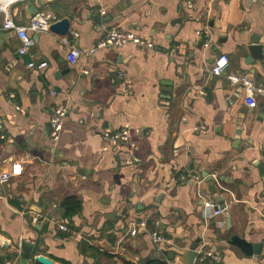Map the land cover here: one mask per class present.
<instances>
[{
	"label": "crops",
	"instance_id": "obj_1",
	"mask_svg": "<svg viewBox=\"0 0 264 264\" xmlns=\"http://www.w3.org/2000/svg\"><path fill=\"white\" fill-rule=\"evenodd\" d=\"M10 12L23 27L42 15L49 25L67 18L65 38L81 51L118 28L158 52L99 50L71 65L63 38L28 31L34 45L21 55L22 40L2 30L0 14V174L15 161L24 168L2 186L0 264H19L22 244L57 264H182L197 241L196 250L221 255H198L200 264H264V99L250 109L226 74L206 70L226 54L229 73L264 87V62L248 52L251 41L264 46L263 0H29ZM206 27L213 34L207 50L197 34ZM43 62V70L29 67ZM58 103L68 114L54 143L50 110ZM197 126L204 132H194ZM124 127L128 143L103 140L105 129ZM183 172L218 175L219 182H177ZM208 195L226 205L222 216L204 208ZM71 196L81 209L66 216L60 207ZM141 217L149 229L128 236V221ZM152 230L169 241L160 251ZM232 235L262 244L260 254L230 245Z\"/></svg>",
	"mask_w": 264,
	"mask_h": 264
},
{
	"label": "built area",
	"instance_id": "obj_2",
	"mask_svg": "<svg viewBox=\"0 0 264 264\" xmlns=\"http://www.w3.org/2000/svg\"><path fill=\"white\" fill-rule=\"evenodd\" d=\"M29 0H0V14L3 16L2 30L3 31H14L22 40V48L20 50L21 55H24L28 50L34 45V41L28 36V31L34 32H48L49 31V21L48 17L42 15L38 18L32 20L28 27H23L18 25L13 19V15L10 12V6L17 2H26ZM101 13L104 15L105 11L102 10ZM197 34L205 36L206 40L204 42V48L210 49L212 45V31L209 27L204 30L198 31ZM74 38L78 37V33H75ZM66 45H69V52L67 54V60L71 65L77 64L81 56H90L99 50H121L126 46H134L139 49H146L153 52H158L155 45L141 38L139 35L133 33L132 31L120 30L118 28H113L108 31L107 35L102 38L99 43L92 49L88 51H81L76 46L73 45L68 39L63 38ZM48 66L47 63L43 62L37 65L36 63H31L30 68H38L40 70L45 69ZM230 59L226 54L220 55L213 64L206 68L207 72L214 77L224 76L226 73V78L232 86H239L244 92V103L250 109H255L257 107V98L261 97L264 99V87L257 86L250 76L245 74H234L229 73ZM86 73V71H85ZM120 78L124 77L122 72L118 73ZM53 96L57 95L56 91H52ZM68 114V108L62 103L55 104L50 110V123H49V135L54 143H58L61 139L62 130L64 127L65 119ZM3 130V126L0 125V133ZM204 127L197 126L193 128L196 133L204 132ZM1 135V134H0ZM103 140L109 145H121L129 142L130 131L129 127H124L119 130L115 129H105L102 132ZM3 137V135H1ZM24 168L20 161H15L12 163L11 169L0 174V194L2 191V186L9 183L11 180L19 178L22 176ZM211 179L219 182L218 175H211ZM206 177L199 174H191L188 172H183L180 174L177 182L186 183L188 181L195 185H201L205 182ZM204 208L208 211H212L213 217L222 216L225 209H221L217 202L210 196L203 202ZM149 220L147 217H141L140 219H133L128 221L127 225V235L130 237H137L141 231L149 229ZM60 229L64 232H71L75 234L68 226L62 225ZM151 237L154 243L161 250V246L167 244L169 241L166 236L157 230L151 231ZM198 255L203 256L206 259L213 261H221L220 253L214 252L211 249L205 247H200L196 250Z\"/></svg>",
	"mask_w": 264,
	"mask_h": 264
},
{
	"label": "water",
	"instance_id": "obj_3",
	"mask_svg": "<svg viewBox=\"0 0 264 264\" xmlns=\"http://www.w3.org/2000/svg\"><path fill=\"white\" fill-rule=\"evenodd\" d=\"M264 1V0H263ZM178 22H181V20H178ZM49 31L61 38L68 37L70 35L71 31V23L67 18L61 19L57 22H54L53 24L50 25ZM248 52L250 54V59L251 60H259L264 62V46L259 45V41H251V45L248 47ZM69 73V71H67ZM227 75V73H226ZM166 88L162 89L165 92H172V85L171 83H164L163 84ZM170 87V88H168ZM241 90V88H240ZM262 173L264 174V170L262 169ZM203 177H206V181H211V177L208 176L207 172L203 173ZM215 192V190H213ZM221 209H225L226 205L224 203H221L220 206ZM230 227V226H229ZM230 245L236 246L240 249L243 250V252L247 255H259L261 252V249L263 247L262 244L258 245H251L244 239H241L235 235H232V237L229 239L228 242ZM199 242L197 241L194 243L191 248L181 256L180 262L182 264H200L201 260L198 259V253L196 251L198 247ZM21 248L24 251V255L20 261L19 264H57L55 261L52 259L43 256V255H38V256H33L34 251L33 247L30 244H22ZM170 258H173L174 254L169 255Z\"/></svg>",
	"mask_w": 264,
	"mask_h": 264
},
{
	"label": "trees",
	"instance_id": "obj_4",
	"mask_svg": "<svg viewBox=\"0 0 264 264\" xmlns=\"http://www.w3.org/2000/svg\"><path fill=\"white\" fill-rule=\"evenodd\" d=\"M60 208L65 210L66 216H69L71 213H75L81 209V201L75 196L74 197L71 196L63 201ZM147 264H168V263L161 259H154Z\"/></svg>",
	"mask_w": 264,
	"mask_h": 264
}]
</instances>
